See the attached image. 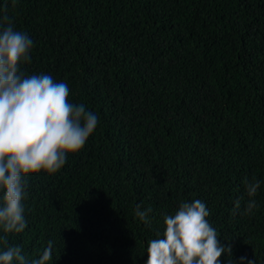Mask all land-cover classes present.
<instances>
[{
    "label": "trees",
    "instance_id": "16d2710c",
    "mask_svg": "<svg viewBox=\"0 0 264 264\" xmlns=\"http://www.w3.org/2000/svg\"><path fill=\"white\" fill-rule=\"evenodd\" d=\"M5 15L33 41L21 72L66 83L99 123L57 173L24 178L27 226L0 250L146 264L164 217L199 199L232 264H264V0H0Z\"/></svg>",
    "mask_w": 264,
    "mask_h": 264
},
{
    "label": "clouds",
    "instance_id": "9594fccd",
    "mask_svg": "<svg viewBox=\"0 0 264 264\" xmlns=\"http://www.w3.org/2000/svg\"><path fill=\"white\" fill-rule=\"evenodd\" d=\"M33 41L17 30L11 19L0 18V231L22 233L26 228L22 201L24 178L57 173L69 154L79 152L95 131L99 117L84 104L68 100L69 88L47 74L24 75L20 66L31 63ZM260 182L245 181L247 214L257 207ZM237 200L233 214L240 210ZM151 209L136 206L135 215L149 224ZM209 210L199 199L181 202L174 214L164 217L162 236L151 239L146 264H220L231 247L221 246L217 231L208 222ZM7 244L6 236L2 238ZM52 242L38 258L29 260L19 246L0 250V264H48ZM247 259L241 257L240 261ZM253 264V261H248Z\"/></svg>",
    "mask_w": 264,
    "mask_h": 264
}]
</instances>
